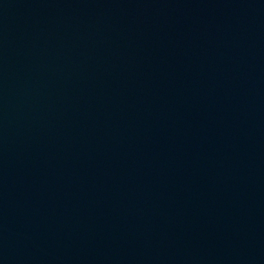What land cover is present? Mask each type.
I'll return each instance as SVG.
<instances>
[{"label":"water","instance_id":"water-1","mask_svg":"<svg viewBox=\"0 0 264 264\" xmlns=\"http://www.w3.org/2000/svg\"><path fill=\"white\" fill-rule=\"evenodd\" d=\"M0 264H264V0H0Z\"/></svg>","mask_w":264,"mask_h":264}]
</instances>
